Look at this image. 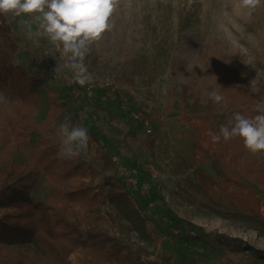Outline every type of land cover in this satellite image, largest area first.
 Here are the masks:
<instances>
[{"label": "rangeland", "instance_id": "obj_1", "mask_svg": "<svg viewBox=\"0 0 264 264\" xmlns=\"http://www.w3.org/2000/svg\"><path fill=\"white\" fill-rule=\"evenodd\" d=\"M6 18L20 48L15 62L40 83L42 102L32 122L31 144L47 137L61 146L59 126L69 122V115L88 123L101 140L102 149L91 140L79 154L85 177L72 181L91 192L64 207L81 222L83 234L96 227L115 238L131 253L123 264L137 258L144 264H248L251 259L264 264V185H255L246 174L254 160L264 184V154H251L241 138L236 143L239 158L206 141L201 145L208 154L200 151L192 164L193 126L209 137L219 135L221 125L231 127L237 111L264 114V5L249 17L236 0H119L111 30L91 45L83 73L41 34L38 21ZM78 75L84 84L77 82ZM213 90L224 97L220 105L209 96ZM47 93L62 105L60 110L51 106L53 118L47 117ZM14 102L0 92V193L14 182L8 172L11 163L24 164L37 178L32 198L47 203L53 186L31 162L32 148L14 135L8 118ZM219 142L226 143L223 137ZM101 152L111 158L112 169L106 168ZM124 168L128 179L120 176ZM197 168L225 185L229 195H239L241 207H227L232 216L210 210L217 198L214 189L202 196L193 191L190 181ZM109 181L118 189L130 188L129 200L146 219L147 229L163 233L156 247L143 241L108 201ZM15 212L0 210V217ZM176 220L212 239L223 236L245 245H234L232 252L180 241L173 236ZM87 257L77 249L67 260L84 264Z\"/></svg>", "mask_w": 264, "mask_h": 264}, {"label": "trees", "instance_id": "obj_2", "mask_svg": "<svg viewBox=\"0 0 264 264\" xmlns=\"http://www.w3.org/2000/svg\"><path fill=\"white\" fill-rule=\"evenodd\" d=\"M19 49L18 41L13 35L6 16L0 15V92L14 99V105L10 108L8 116L11 125L14 126L12 127L14 135L21 145L32 148L31 162L43 172L53 188L47 203L36 202L32 198V192L36 187L37 178L32 169L24 164L11 163L8 172L14 182L0 193V210L15 209L16 212L0 217V264H69L67 259L70 251L77 249H83L87 253L88 257L84 264H123L130 258L131 253L127 252V248H121L115 238L96 227L85 230L83 234L81 222L69 216L64 209L67 201L75 204L91 192L84 183L78 182L73 185L72 182L85 177L79 165V155L73 158L64 157L61 154V146L54 144L47 137L41 138L37 144H31L35 136L32 122L40 111L42 94L37 77L25 65L15 62ZM47 94L50 106L47 117L53 118L55 112L51 110V106L60 110L62 105L54 101L52 93ZM182 97H185V94ZM236 113L246 117L259 115V113L246 111ZM69 122L73 126L79 125L88 130L90 136L88 146L93 140L97 148L102 149L101 140L95 137L88 123H83L76 116L71 115H69ZM192 128L194 130L193 165L197 162L196 157L200 151L205 155L208 154V151H204L202 147L206 141L210 147L218 143L216 146H222L224 153L232 152L237 158L240 154L242 155L240 146L236 145L239 143V137L224 144L223 142L214 143L211 136L202 135V131H199L197 126ZM209 130H213V127L211 126ZM211 143L214 144L211 145ZM212 157H214L213 154ZM100 158L108 170L114 167L111 158L104 152H101ZM246 174L255 185H264L261 183L262 169L255 164L254 160ZM109 182L111 183L107 186V198L110 203L117 206L118 215L133 226L143 241L156 247L164 240L163 233L147 229L146 219L129 200L130 188L123 186L122 189H118L116 183ZM190 185L193 191L201 196L207 195L211 189L216 191V200L210 199L212 202L208 206L219 216L226 217L228 214L232 216V213H228V205L241 207L242 201L239 195L238 197L229 195L225 185L219 186L201 168L194 170ZM174 222L177 231L173 236L180 241H195L203 246L230 249L232 252H235L232 250L235 248L234 245L240 247L245 245L242 241L230 240L223 236L212 239L204 230L193 226L190 228L189 223L180 220ZM124 251L128 254L123 255ZM247 261L248 264H263L253 259ZM129 264L144 263L137 258L130 260Z\"/></svg>", "mask_w": 264, "mask_h": 264}, {"label": "clouds", "instance_id": "obj_3", "mask_svg": "<svg viewBox=\"0 0 264 264\" xmlns=\"http://www.w3.org/2000/svg\"><path fill=\"white\" fill-rule=\"evenodd\" d=\"M118 4L119 0H0V15L29 16L38 21L41 34L74 61V69L83 73V61L91 45L111 30L110 21ZM262 5L264 0H236V7L249 17ZM76 79L85 83L81 75ZM209 96L217 105L224 100L215 90ZM233 120L231 127L221 125L219 135L211 134L212 141L219 142L223 137L227 142L239 137L251 154H264V114L246 117L235 113ZM58 134L63 138L64 157L73 158L87 151L90 136L86 128L65 122L59 126Z\"/></svg>", "mask_w": 264, "mask_h": 264}, {"label": "built area", "instance_id": "obj_4", "mask_svg": "<svg viewBox=\"0 0 264 264\" xmlns=\"http://www.w3.org/2000/svg\"><path fill=\"white\" fill-rule=\"evenodd\" d=\"M92 92V91H91ZM94 93V92H93ZM89 94V93H88ZM120 176L124 177V178H127L128 176H130V172L124 168L120 171ZM128 179V178H127Z\"/></svg>", "mask_w": 264, "mask_h": 264}]
</instances>
